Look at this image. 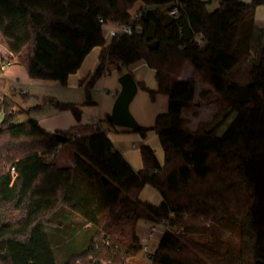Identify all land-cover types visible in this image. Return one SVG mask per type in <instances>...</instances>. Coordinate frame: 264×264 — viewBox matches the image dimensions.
Returning <instances> with one entry per match:
<instances>
[{"label": "trees", "instance_id": "16d2710c", "mask_svg": "<svg viewBox=\"0 0 264 264\" xmlns=\"http://www.w3.org/2000/svg\"><path fill=\"white\" fill-rule=\"evenodd\" d=\"M138 1L142 32L103 47L83 104H92L90 92L110 65L121 75L144 61L157 91L137 87L168 100L152 128L163 164L142 144L135 171L99 126L75 136V129L47 132L35 120L14 124L15 102L3 97L0 264H128L141 251L137 222L162 219L200 236L164 232L150 264H264V30L253 19L264 0H219L213 11L207 0H0V39L13 56L26 51L30 79L65 86L91 49L104 46L100 19L126 23ZM174 5L177 16L168 13ZM240 60L251 63L249 103H238L231 87ZM52 104L80 120V105ZM133 131L144 137L148 130ZM57 135L73 151L71 166L47 160L64 144ZM145 184L160 204L139 198ZM224 221L238 229L237 248L219 240L214 225Z\"/></svg>", "mask_w": 264, "mask_h": 264}, {"label": "rangeland", "instance_id": "374dc122", "mask_svg": "<svg viewBox=\"0 0 264 264\" xmlns=\"http://www.w3.org/2000/svg\"><path fill=\"white\" fill-rule=\"evenodd\" d=\"M137 3V2H136ZM135 3V4H136ZM219 0H211V2L208 3L207 9L208 11H213L218 7ZM133 6L132 10L130 11L133 13L136 11L138 8L143 7L145 8V5L139 6L135 5ZM258 25H261V21H256ZM103 35H105V40H109L106 37V33L103 30ZM260 40V37L258 38ZM259 40H254L252 44L258 45L260 43ZM262 45H264V35L261 39ZM258 53V52H257ZM256 53V54H257ZM252 54H255L252 51ZM255 54V55H256ZM254 55V56H255ZM16 56H13L5 43L3 42L2 39H0V73H1V67L2 65L6 68L5 76L6 77H12L14 79H17V84L15 86L10 87L7 89L9 85L12 84V82L6 80V78L0 76V99L3 97H10L11 100L13 101V96L15 94L11 93L12 91L15 93L17 90L16 96V102L20 107H17L16 104L14 103L13 110L18 112L17 118L14 121V124H19L23 122H27L30 120H35L38 122V119L43 116H52L58 112L56 109H54V106L52 104L53 101L57 102H66L68 99H76L78 100L80 97L83 99L85 98V94L81 93V96L78 95L76 91H72L70 89H63L59 85H55L54 82H42V81H30L29 77L27 76V69L25 64L23 62L27 60V53L26 51H23L20 53L19 56H17V59L15 58ZM246 58L248 55L245 56ZM15 60L17 64H15ZM251 68V63L247 60H240L238 64L235 66V68L232 69V78L234 81H236L238 84H245L247 83L248 80V72L250 71ZM122 72L124 73V69H122ZM106 82L103 87L104 93L107 92V89L111 91L109 86L111 84H119L118 83V77L120 74L117 73V67H113V65H110L108 67L107 75H106ZM152 76L149 77L148 83L152 82L151 79ZM34 82V83H33ZM120 85V84H119ZM118 86V85H117ZM20 90L27 91L29 93V97L27 100H22L21 96L18 94ZM153 90L150 89V92ZM150 92L138 89L137 92L135 93L133 99L129 103L128 109L133 117L134 121L136 122L137 126L146 128L147 131V136H150L151 134H154L155 141H157V136L155 135V132L152 130L154 126V121L155 118L158 115L165 114L168 109V100L165 95H161L158 93H155V96L153 99L150 98ZM99 94V93H97ZM97 94L94 95V98L97 100ZM81 99V98H80ZM18 100V101H17ZM75 100V101H76ZM14 102V101H13ZM204 112H202L203 114ZM187 117L190 118V116L187 114ZM0 119H1V114H0ZM107 119V116H103L100 118L98 121H104ZM232 118H230L224 125H222L220 129V133L224 131L227 126L229 125L230 121ZM65 122H63L64 125ZM108 125V124H107ZM104 128L106 129L108 134H115V133H122L127 135V138H129L126 141H122L119 145V148L123 151L125 149L133 150V153L139 157V145L143 144V139L145 137H142L140 133L134 132L133 129H123L118 126H111V125H103ZM192 127V124H191ZM114 129V130H113ZM132 130V131H131ZM136 136V139L131 138L130 136ZM151 143L150 138L148 139ZM154 142V141H152ZM63 147H59L56 151V153L53 156H49L47 158L48 161L53 162L56 164L58 167L60 166H66L69 163H71L73 159V151L71 147L64 143L62 145ZM147 189L149 192H154L155 194H158L160 197L161 195L157 193V191L152 189L149 185H147ZM148 192V191H147ZM170 217H174L171 215ZM183 217H186L184 215ZM143 224L144 228H139L138 232L141 235H146L147 234V228L152 225L149 224L145 221H141ZM208 225V224H207ZM156 227L161 231L162 230V225H156ZM214 227L218 231V236L219 240L223 244V248L230 246L232 248H237L238 243H239V234H238V229L235 228L232 224H230L227 221H224L222 223H216ZM172 231L175 232L176 235H183L189 238H197L200 236V233L197 231L194 232H189L185 231L183 226H179L177 228H172ZM155 238L153 240H150L148 242L149 249L150 251L154 252L159 239L161 237L159 232H155ZM90 259V257H89ZM128 264H150L147 256L142 253V251H139L136 256L133 258L128 259L127 261ZM107 264V263H105Z\"/></svg>", "mask_w": 264, "mask_h": 264}, {"label": "crops", "instance_id": "0c3cea01", "mask_svg": "<svg viewBox=\"0 0 264 264\" xmlns=\"http://www.w3.org/2000/svg\"><path fill=\"white\" fill-rule=\"evenodd\" d=\"M207 1L211 2V0H207ZM240 1L248 3L251 0H240ZM136 4L139 6L143 5V3L140 1H138ZM253 19L255 20V23L257 24V26H259L260 28H263V30H264V5H258L255 8L254 14H253ZM258 20L262 22L261 25H258V23L256 22ZM108 44L109 43L106 42V43H104V46H96V47L92 48L91 51L84 57L81 65L77 69V71L68 76L67 83L65 86L60 85V83L57 81H44V80H36V79L35 80L36 81H42V82H54L55 85H59L63 89H70L72 91H76L78 93V95L81 96V93L85 94V91H84L85 86L88 83L89 79L94 75L97 67L99 66L98 58H99L100 51L103 49V47L107 46ZM15 58L17 59V56ZM15 64H17L16 60H15ZM23 64H25L26 69H27V60H25L23 62ZM3 65H2L3 69H1L2 71L0 73V76L4 77V78H6V80L12 82V84L7 87V89H8L10 87L15 86V84H17L18 81H17V79H14L12 77H6L5 76L6 68L4 67L5 65L4 66ZM124 72H130L131 75L133 76L134 81L136 83V92L138 89H140L137 87L138 83H143L149 90L150 89L153 90V92L157 91V83L155 80V71L153 69H150L144 61L140 60V61L135 62L134 64L128 66V68H125ZM190 73H191V69L188 68L187 72L182 76L183 79H186L187 77H189ZM106 75H107V73L101 79H99L97 81L96 85L92 88V90L90 92L92 104H90V105H84L83 104L86 97L84 99L82 97H80L81 99L79 98L78 100L68 99V101H66V102L76 103V104L80 105L81 117H80L79 121H76L74 119V117L70 111L65 110V111H58V112H56V114L52 115L51 117L50 116L40 117L38 119L39 125L44 130H46L47 132H51V133L55 132L57 130L67 131V130L75 129L76 130L75 136L90 135L96 126H99L102 130L106 131V129L104 128L103 125H106V126L110 125L109 121H108V117L110 116L112 106H113V104H114V102H115V100H116V98L120 92V89H121L119 84L114 83V84H111L109 86L111 91L107 89V92L104 93L103 87H104V84L106 82V77H107ZM150 76H152L151 77L152 82L147 84ZM30 81H34V80L30 79ZM82 81H83V83H81ZM11 93L16 95L17 90L15 91V93L13 91ZM97 93H99V94H97ZM18 94L21 96V99L23 101L27 100V98L29 97V93L27 91H24V90H20L18 92ZM95 94H97V100L94 98ZM15 95L12 97L13 101L15 102L17 107H20L16 102V96ZM103 116H105V118L107 116V119H105L106 120L105 123H103L104 121H98ZM63 122H65L64 125H63ZM111 126L115 127V125H111ZM121 128L125 129L124 127H121ZM127 129L130 130L131 128H127ZM107 135L110 138V140L113 142L115 148L118 149L122 153V155L125 157V159L131 165V167L135 171L140 170L142 168V161H141V157H140V152H139V157L137 158V156L133 153V150L125 149L122 151L119 148V145H117V143L120 144L122 141L128 140L129 138H127V135L122 134L121 132L118 134L117 133H115V134H112V133L108 134L107 133ZM130 137L133 139H136V136L132 135ZM144 137L145 138L143 139V144L148 145L152 148L158 163L160 165H162L163 160H164V154H163L162 148L160 146V143L158 141V138H157L158 142H156L154 140L155 139L154 134H151L150 136H147V134H146ZM149 138L151 140V143H149L150 141H148ZM152 141H154V142H152ZM59 147L61 148L63 146L60 145ZM72 164H73V159H72L71 163H69L66 166H71ZM61 167H64V166H61ZM147 185H149V184H145L143 186L142 190L140 191L139 198L143 201H148V202L155 204V205L160 204L162 201V198L158 194H155L153 191L149 192V190L147 189V187H148ZM141 221L142 220H139L137 222V226H136V229H137L136 231H137V234L139 236H140V234L138 232V229L141 226H142L141 228H144Z\"/></svg>", "mask_w": 264, "mask_h": 264}, {"label": "water", "instance_id": "95a60500", "mask_svg": "<svg viewBox=\"0 0 264 264\" xmlns=\"http://www.w3.org/2000/svg\"><path fill=\"white\" fill-rule=\"evenodd\" d=\"M153 46L149 45L150 48H156V43ZM118 68L119 65L117 64ZM118 83L120 84V92L112 106L110 116L108 121L118 127L135 129L137 127L136 122L131 116L128 106L136 92V83L130 72H124L118 77ZM249 83L238 84L236 81H231V87L235 91L236 101L238 103H249L250 93H249ZM57 139L64 143L65 139L59 135L56 136ZM152 172H150V177H152Z\"/></svg>", "mask_w": 264, "mask_h": 264}, {"label": "built area", "instance_id": "2783aa9c", "mask_svg": "<svg viewBox=\"0 0 264 264\" xmlns=\"http://www.w3.org/2000/svg\"><path fill=\"white\" fill-rule=\"evenodd\" d=\"M144 8L140 7L133 13L130 12V19L126 23H114V22H105L102 19H100L101 22V28H102V33L103 30L106 33V37L109 40H105V35H103L104 42L110 43V41L113 38H116L121 35H132V34H140L142 32V28L140 24L138 23V20L142 16ZM170 15L177 16L178 14V7L174 5L172 9L168 11ZM3 69V67H1ZM13 170V169H12ZM156 225H162V230L160 231ZM166 231H172L170 228L169 222L166 219H162L157 223H152L147 228V234L146 235H141L139 236V243L141 245V251L144 253L148 260L150 261V258L153 254L152 251L149 249L148 242L150 240H153L155 238L156 233L159 232L160 235H162ZM173 232V231H172ZM175 233V232H174Z\"/></svg>", "mask_w": 264, "mask_h": 264}]
</instances>
